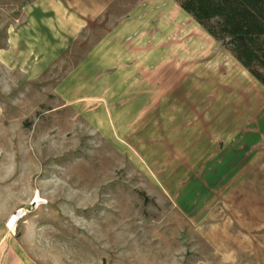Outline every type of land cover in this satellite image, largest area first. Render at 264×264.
<instances>
[{
  "label": "rangeland",
  "instance_id": "374dc122",
  "mask_svg": "<svg viewBox=\"0 0 264 264\" xmlns=\"http://www.w3.org/2000/svg\"><path fill=\"white\" fill-rule=\"evenodd\" d=\"M19 208L23 264H264V87L175 0H0V221Z\"/></svg>",
  "mask_w": 264,
  "mask_h": 264
},
{
  "label": "trees",
  "instance_id": "16d2710c",
  "mask_svg": "<svg viewBox=\"0 0 264 264\" xmlns=\"http://www.w3.org/2000/svg\"><path fill=\"white\" fill-rule=\"evenodd\" d=\"M264 87V0H175Z\"/></svg>",
  "mask_w": 264,
  "mask_h": 264
},
{
  "label": "bare ground",
  "instance_id": "6f19581e",
  "mask_svg": "<svg viewBox=\"0 0 264 264\" xmlns=\"http://www.w3.org/2000/svg\"><path fill=\"white\" fill-rule=\"evenodd\" d=\"M201 42H200V40L198 39V40H195L194 42H193V44L191 45L192 46V48L194 49V51L191 49H189V47H187V46H185V45H183V46H181L180 47V49H179V51H178V53H177V56L179 57V58H185V57H192V56H194L195 55V53H198V54H200L202 57H204L205 56V54H208V53H212L209 49H208V47H207V49L205 48V47H201ZM191 46H190V48H191ZM193 51V52H192ZM200 53H199V52ZM206 59H208L207 57H204V59L203 60H206ZM220 58H214V60H212L211 61V63L209 64L210 65V68L212 69V67H215L216 66V63L218 62V60H219ZM209 68V69H210ZM236 68H231L229 71H231V73H230V75H235L236 76V73L237 72H234V70H235ZM200 71L201 72H205V73H210L206 68H202V69H198V71H196V73H195V78H197V79H199V77L201 76V78H202V74L200 73ZM239 72V71H238ZM204 73V74H205ZM241 73V72H240ZM203 74V75H204ZM242 74V73H241ZM240 75V74H239ZM234 76V77H235ZM200 78V79H201ZM238 78V77H237ZM232 79H234L233 77H232ZM230 85H233L236 89H235V91L236 92H241L242 94H244V93H246L245 91H244V89H245V85L244 84H237V83H233V84H230ZM227 88H230V87H227ZM237 88H239V89H237ZM42 202V200L40 199V197L38 196L37 197V199L35 200V202H34V204H37V203H41Z\"/></svg>",
  "mask_w": 264,
  "mask_h": 264
},
{
  "label": "crops",
  "instance_id": "0c3cea01",
  "mask_svg": "<svg viewBox=\"0 0 264 264\" xmlns=\"http://www.w3.org/2000/svg\"><path fill=\"white\" fill-rule=\"evenodd\" d=\"M188 58L189 57H186V60H188ZM183 61L187 63V61L185 60ZM202 155L203 154H201V156ZM10 213L11 210H8L6 213L2 214L0 221V264H23L21 258L18 257V255L15 254V252L13 253V251L16 249L15 247L16 244L12 242V237L5 227L4 218L6 216H9Z\"/></svg>",
  "mask_w": 264,
  "mask_h": 264
},
{
  "label": "built area",
  "instance_id": "2783aa9c",
  "mask_svg": "<svg viewBox=\"0 0 264 264\" xmlns=\"http://www.w3.org/2000/svg\"><path fill=\"white\" fill-rule=\"evenodd\" d=\"M29 211L24 208L17 209L14 213H12L7 222L5 223V227L9 233L16 230L18 225L26 219Z\"/></svg>",
  "mask_w": 264,
  "mask_h": 264
}]
</instances>
